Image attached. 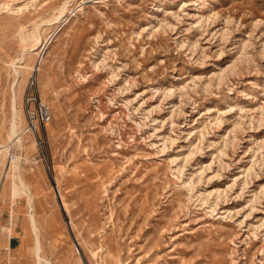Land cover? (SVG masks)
<instances>
[{"label": "rangeland", "instance_id": "obj_1", "mask_svg": "<svg viewBox=\"0 0 264 264\" xmlns=\"http://www.w3.org/2000/svg\"><path fill=\"white\" fill-rule=\"evenodd\" d=\"M0 142V264H264V0H0Z\"/></svg>", "mask_w": 264, "mask_h": 264}, {"label": "bare ground", "instance_id": "obj_2", "mask_svg": "<svg viewBox=\"0 0 264 264\" xmlns=\"http://www.w3.org/2000/svg\"><path fill=\"white\" fill-rule=\"evenodd\" d=\"M61 10V9H60ZM66 11V3L64 4L62 10H61V14L60 16L56 17L55 19H59L60 17H63L64 13ZM73 14V13H72ZM63 19V18H62ZM64 20V19H63ZM29 37V36H28ZM30 40H32L34 42L33 45H31L29 47V50L31 52H34L35 54L38 55V57L40 58L39 61L37 62V67L38 69L41 68L42 65V61L44 60V57L42 58V51L46 48L49 39L46 40V42H44L43 37L41 36V34H34L33 37H30ZM18 63H20V60H17L16 62L13 63L14 65V71H15V81L13 84V94H12V110H13V122L9 131V137H10V142H14L17 143L19 145V147H21L23 149V151H30L31 148H35V141L30 139L28 140V138L26 136H24V131H20V124L23 122L22 116L20 114V110L17 107L18 104V99H17V94H18V90L17 87L20 84V81H22V68H24V65H18ZM31 69L33 70L34 67H31ZM53 127L52 123L48 124V127ZM6 140V139H5ZM4 140V141H5ZM0 153L3 154V156L6 154V152L8 151V144L4 145L3 142H0ZM24 157V156H23ZM23 157H19V159H24ZM15 167L19 168L18 163L14 164ZM16 168V169H17ZM41 171V170H40ZM20 180H21V184L23 187H25L27 189V185L24 182L22 176H19ZM61 195V199H62V193L60 192ZM33 198V197H31ZM34 203V202H33ZM64 205L66 206V204L64 203ZM33 210V209H32ZM35 226V225H33ZM35 229L36 226H35ZM38 232V231H37ZM36 234V233H35ZM41 244H40V240L39 238H37V246H36V250L38 253V256L40 258V260L43 259V257L41 256ZM45 262H47V264H52V262L48 259H45Z\"/></svg>", "mask_w": 264, "mask_h": 264}, {"label": "built area", "instance_id": "obj_3", "mask_svg": "<svg viewBox=\"0 0 264 264\" xmlns=\"http://www.w3.org/2000/svg\"><path fill=\"white\" fill-rule=\"evenodd\" d=\"M36 87V75L34 74L26 94V103L28 106V104L33 102L36 108L31 110L27 107V114L30 130L36 135L37 144L42 147L43 144H46L47 140L45 134L38 136V131L40 129L44 130L45 125L50 123L52 120V110L48 103L40 99Z\"/></svg>", "mask_w": 264, "mask_h": 264}, {"label": "crops", "instance_id": "obj_4", "mask_svg": "<svg viewBox=\"0 0 264 264\" xmlns=\"http://www.w3.org/2000/svg\"><path fill=\"white\" fill-rule=\"evenodd\" d=\"M37 71V70H36ZM37 84V83H36ZM37 87H38V85H37ZM38 93H39V91H38Z\"/></svg>", "mask_w": 264, "mask_h": 264}]
</instances>
